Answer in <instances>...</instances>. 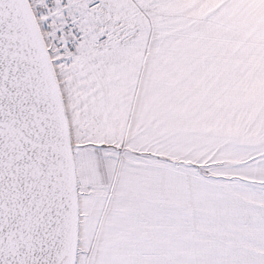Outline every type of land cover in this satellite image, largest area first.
Returning <instances> with one entry per match:
<instances>
[{
  "label": "snow or ice",
  "instance_id": "6c2138e0",
  "mask_svg": "<svg viewBox=\"0 0 264 264\" xmlns=\"http://www.w3.org/2000/svg\"><path fill=\"white\" fill-rule=\"evenodd\" d=\"M0 264H264V0H0Z\"/></svg>",
  "mask_w": 264,
  "mask_h": 264
}]
</instances>
